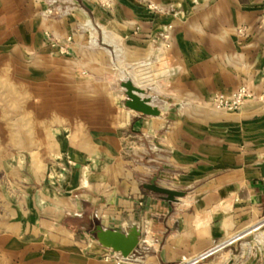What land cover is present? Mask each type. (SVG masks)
I'll return each mask as SVG.
<instances>
[{
	"label": "crops",
	"instance_id": "crops-1",
	"mask_svg": "<svg viewBox=\"0 0 264 264\" xmlns=\"http://www.w3.org/2000/svg\"><path fill=\"white\" fill-rule=\"evenodd\" d=\"M54 2L0 0V264L189 263L233 239L194 264H258L239 240L264 216V0ZM96 225L140 230L130 260Z\"/></svg>",
	"mask_w": 264,
	"mask_h": 264
},
{
	"label": "water",
	"instance_id": "water-1",
	"mask_svg": "<svg viewBox=\"0 0 264 264\" xmlns=\"http://www.w3.org/2000/svg\"><path fill=\"white\" fill-rule=\"evenodd\" d=\"M121 87L125 90V106L145 115H159V110L151 106L148 98L141 96L142 90L134 86L130 80L123 81ZM258 167L260 168L261 176L264 177V162L259 164ZM146 188L163 194L165 199L169 201H175L176 197L183 195L182 192L159 187L154 181L147 184ZM94 234L98 243L103 247L118 252L123 257H127L135 250L139 243L140 230L133 226L127 232H121L96 225Z\"/></svg>",
	"mask_w": 264,
	"mask_h": 264
},
{
	"label": "built area",
	"instance_id": "built-area-1",
	"mask_svg": "<svg viewBox=\"0 0 264 264\" xmlns=\"http://www.w3.org/2000/svg\"><path fill=\"white\" fill-rule=\"evenodd\" d=\"M46 13L50 14L51 10L47 9ZM48 39H49V37H48ZM250 98H252L251 91L246 86H240L230 95H224L222 93L215 94L212 97V103L214 106H216L218 108L236 111V110H239L241 108V106L243 105V103ZM263 225H264V216L259 221V223L255 227H253L251 230H256L257 228H259ZM258 236L255 237L254 244H256L255 246H256L257 251L262 254L264 252V234L261 233ZM234 240L235 239L230 240L228 242L216 243L213 246H211L210 248H208L207 250H205L204 252H202L201 254H199L193 261H189V263L182 262L179 264H194L197 261L203 260V259L213 255L214 253H216L220 249L224 248L226 245L232 243ZM110 252H111V255H110L111 257H115V258L120 257V258H123L124 260H130V255L127 257H123L120 253L115 252L113 250H111ZM105 257H108V254ZM258 264H264V257L262 258V260Z\"/></svg>",
	"mask_w": 264,
	"mask_h": 264
},
{
	"label": "rangeland",
	"instance_id": "rangeland-1",
	"mask_svg": "<svg viewBox=\"0 0 264 264\" xmlns=\"http://www.w3.org/2000/svg\"><path fill=\"white\" fill-rule=\"evenodd\" d=\"M50 5L48 7V9L51 10V13L49 14L50 16H52L53 14H57L59 12L57 6H53L54 0H49ZM51 44H53V42H55L54 38H52L51 36H49V40H48ZM261 233L264 234V225L257 228L256 230H249V232L246 235L245 239H240L239 241H244L247 240L248 242H252L254 243V239L255 237H257L258 235H260ZM259 237V236H258Z\"/></svg>",
	"mask_w": 264,
	"mask_h": 264
}]
</instances>
